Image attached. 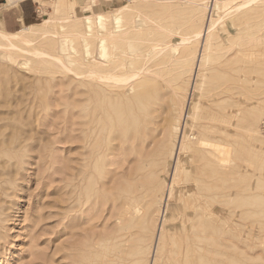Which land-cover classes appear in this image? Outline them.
<instances>
[{"label":"rangeland","instance_id":"374dc122","mask_svg":"<svg viewBox=\"0 0 264 264\" xmlns=\"http://www.w3.org/2000/svg\"><path fill=\"white\" fill-rule=\"evenodd\" d=\"M7 1L0 0V30L18 34L30 26H20L14 13L13 27L2 26V14L12 7ZM29 1L35 9L33 26L49 20V29L61 28L66 40L60 49L73 71L65 72L61 64L51 67L31 56L11 53L12 58H0V264H99L105 254V244L101 246L99 238L114 227V195L121 173L139 166L142 174L139 172L131 184L137 194L141 191V205L155 195L152 190L161 194L168 189L176 165L182 103L189 100L197 106L198 114L192 119L191 131L207 137L214 134L210 138L217 133L209 127L226 126L222 120H229L240 102L246 109L241 169L235 165L237 139L231 136L230 142H223L225 147L230 143L233 152L232 182H226L228 229L221 232L223 222L218 213L214 217L219 220L211 219L217 230L207 234L205 264H264V0L227 15L221 29H216L208 53L203 45L193 43L180 45L176 55L165 49L154 57L150 55L153 44H175L178 37L199 28L206 9L198 7V0H75L73 8L67 0V5L63 0ZM142 4H153L154 9L134 8ZM62 12L78 16L80 19L72 20L78 25L60 24ZM40 42L35 45L40 47ZM41 47L47 45L41 43ZM199 54H203L201 66L195 70L191 66ZM100 67L118 75H134L144 69L147 74L118 87L75 74ZM149 71L159 77H151ZM229 128L232 133L237 131L234 126ZM191 152V162L185 165L189 172L184 169L178 175L183 182L173 186L168 218L177 215V220L166 221L170 240L164 239L160 264H201L182 247L184 215L192 211L186 207V195L190 202L193 199L188 186L196 176L192 161H198V155ZM214 204L220 212V202ZM182 207L184 212L188 209L186 213ZM153 221L146 234L133 230L142 239L139 264L144 257L143 263L149 264L146 260L157 232ZM174 232L180 236L175 238ZM137 237L129 242V248L137 243Z\"/></svg>","mask_w":264,"mask_h":264},{"label":"bare ground","instance_id":"6f19581e","mask_svg":"<svg viewBox=\"0 0 264 264\" xmlns=\"http://www.w3.org/2000/svg\"><path fill=\"white\" fill-rule=\"evenodd\" d=\"M19 1L20 0H9V2L6 5H9V6H11L13 4L16 5ZM67 1L69 4V7L73 8L75 0H67ZM156 1H158V2L161 1L163 3L164 2L169 3L173 0H156ZM198 1H197L198 7L200 6V7H203L204 10L206 9V17L204 18L205 20L202 19L204 23L201 22L199 28L195 32H192L190 35L178 37L175 44H170V43H166V44L155 43V44H153L150 47V52H152V53H150V55L153 54L152 57L157 56L159 53L163 52L165 49H169V51L172 53V55H176L177 52L179 51L178 49H179L180 45L183 47H188V46L192 45L193 43H195V44L199 43V44H201V46L203 45V47H202L203 51L207 52L208 49L210 50L213 47V40L215 39V35L217 33L216 29L218 27H219V30L221 29L223 19L227 15L231 14L232 12H235V14H236V12L240 11L243 8L252 7V5H254V3H256L258 0H209V2H206V1L201 2V0H200L201 3ZM64 3H66V2L64 1ZM206 3H208V4H206ZM66 5H67V3H66ZM66 7H68V6H66ZM134 8L137 9L138 11H148L151 8L154 9V5L153 4L134 5ZM59 9H57V10H59ZM247 10H248V8H247ZM64 11H66V10H64ZM60 12H61V9H60ZM63 15L64 16L62 17V19L60 18V20H59L60 24H62L64 26V24L67 23V25H68L69 22L70 23L72 22V25L74 24L73 26L76 27L78 25V24L77 25L75 24L77 22L73 23V21H72V20H75V18L80 19L78 16L73 18V16H71L67 12L63 13ZM51 20L53 21V19H51ZM49 22H50L49 20H46L42 25L40 24V25L26 27L21 32L19 31L20 33L18 32V34L7 33V32L0 30V49H2L0 51V58H7L8 55H9L8 57L12 58V56H10L11 53H12V55L15 54L14 56H16V54H17L18 57H22V58H25L27 56H31V57H33V59H37L40 63L45 62V63H48L47 65L52 64L51 67H53V64L57 65V63H58V64H61V67L65 70V72L66 71H73L72 67L68 63H66V61L62 55L63 50L60 49L61 45L66 40L64 37V33L60 32L61 28L59 30L49 29L48 28ZM70 23H69V25H70ZM50 25H51V23H50ZM110 36L114 37V35H110ZM51 38H53L52 39L53 41L51 40ZM45 40H48V41L50 40L49 42H51V43L49 44V42L47 41V43H48L47 44L45 42ZM37 41H41L40 47L35 45L37 43ZM41 43H45V45H47V47H44V48L49 49V47L52 46L51 47L52 50L51 49L46 50V49L42 48ZM51 44H53V45H51ZM200 49H201V47H200ZM202 49H201V51H202ZM200 55L201 54H199V59L194 57V60H196V61H194L195 66L193 64L192 66H194V67L191 66V68H194L195 70L199 69V67L201 66V60H202L201 58H202L203 54L201 55V57H200ZM205 55H207V54L205 53L204 56ZM152 57L150 56L151 60H154V59L156 60V57L154 59H152ZM14 58H16V57H13V59ZM8 60H9V58H8ZM10 60L8 62H11ZM15 60H12V62L16 63ZM102 62L100 60V64H102ZM90 68L93 69L94 66H91ZM60 70H61V68H60ZM144 70L143 71L139 70L134 75H126L125 76V75H118L114 71H108V70L106 71V70H104V68L102 69L100 67V69H97V70H87V71L83 70L84 71L83 74L81 73L82 71L79 73L75 72V74L78 76L83 75V78L91 79V81L97 80L99 82L100 81H102V82L105 81L108 83L110 82L112 84V87L113 86L118 87V85L128 84V82L131 79L137 77L140 74L141 75L147 74V72H145ZM195 70H193V71H195ZM149 72H151V71H149ZM191 72H192V70H191ZM195 73H197V71ZM195 73H194V75H196ZM148 75H151V77H153V78L159 77L158 73H152L151 72V73H148ZM197 76H198L197 78H199V75H197ZM191 77H193V76H191ZM99 82H97V83H99ZM108 83H105V84L107 85ZM111 84H108V85H111ZM195 85L197 86L196 83H195ZM191 88L194 89L195 87L193 88V86H192ZM191 101L189 100L188 101L189 103L187 102V104L184 102L182 103V108H181V120L182 121H181V125H180V134H179V137L177 139L178 146L176 149V165H175V168H174V171L172 174V178H171V182L169 183L168 189H166L165 192L161 193V194H159V193L156 194V193H154V190H152L151 192L155 195L150 196L151 197L150 199L147 197L149 199L147 201V203L145 205H141V202L139 201L140 200V194L139 193L141 191L138 192V194H137V192H136L137 188L135 189V187H133V185L131 184V183H133V181H135L138 178V175L141 173L140 172L141 170L139 171V166L134 165L132 168L128 169V172L121 173V177L119 174V177L121 179L118 177L119 182L116 181L117 182V186H116L117 189H116V195H114V196H116V197H114V200L116 198V205L114 204L116 207H115V209L113 208L115 210V213L113 212V217L115 219V222H114V225H112V226H114V227L110 231L106 230V232L102 233V236L99 238L101 240V242H100L101 246L105 244L104 247L108 248L107 252H105L106 251L105 248L103 249L104 250L103 253H105V254L104 255H102L103 253L101 254L102 256H101V261L99 262V264H139L141 262V260L137 256L141 253V250H142V247H140V241L142 239L138 238L136 236L137 233H135L136 232L135 229H138V231H139L138 233H141V231H143V230L145 231V229L147 228V225L150 224L151 219H154L153 222H155L154 226L157 227V232L154 230L155 229L154 228L153 232L154 231L156 232L155 239L151 240V252H150V254H148V256L149 255L150 256L148 257V259L146 261L149 262V264H160L161 255L163 253V248L166 246V244L164 246V243H165L164 239L166 237V239L170 240L169 238H167L168 235H166V233H165V225L167 224L166 221H168L170 219L171 220L174 219V221L177 220V219H175L177 217V215L175 218H171V217H170V219L168 218V211L171 208L170 200L172 198H174L173 186L175 185V183H178V181H181L180 176H178V175H180V173L183 174L184 172H182V171H184V169L187 170L186 173L189 172L190 169H186L185 165L187 164L186 162H188V163L191 162V161L189 162V160H188L191 150L193 153L195 152L194 153L195 155H198L197 163L195 162L196 159H194V161H192V163L194 165L192 164V168H191V169L194 168L193 171H195L194 175H196V176L193 177L194 175L192 174L193 175L192 176L193 177V183L191 182L192 185L188 186V188H189L188 193L191 192L190 194L191 195L193 194V196H192L193 199L190 202L189 201L190 195L188 197L187 196L188 194L186 193L187 194L186 197L188 199H187V203L185 202L186 204L189 205V206L187 205L186 207L187 208L190 207L192 211H189L188 213H186V211L188 209L186 208V211L184 212L185 207H182L183 208L182 213H186V214L185 215L182 214V216L181 215L179 216L180 218H183L184 216H186V220H187V222L183 221L184 223L181 226V229H182L181 232H183V241L182 240L181 241L184 243V244H182V247L184 246L185 254L187 256L193 255L200 260L201 264H205V260L203 259L204 255H205L204 253H206L208 251V246H209L208 245L209 236H207V234L214 233L215 230H217L216 226L211 222L213 220V218H215V219L217 218V217H214V216H216L217 213L220 215V220L223 222V226H221V232L224 233L227 231L228 228L226 229L225 224L227 225L226 220L229 218L228 214L230 211L227 212L228 208H226V206L228 205V200H229V199H227V197L229 195L228 194V188H229V186H228L229 182L228 181L231 178V177H229V169H230L231 163H232L231 158H232L233 152L230 149V143H227V147H225L223 142L224 141L230 142L231 136H234L235 140L237 139L236 142L234 141L238 146V149H237L238 153L235 154V156L237 155L236 159L238 160V162L235 165H237L238 170L241 169L242 161L244 159L243 157H244V149H245V148H243L244 147L243 142L245 141V140L243 141V136H244L243 130L245 129L244 127H246L245 126L246 120H244V113H245L246 109H244V106L241 105V102H240L239 106L237 105L238 108H236V110L231 115L229 114L230 119L229 120H222L223 121L222 123H224L226 126H223V127L213 126V128L209 127V129L213 133H217V135L215 137L210 138L211 134L209 135V137H207L204 133L199 132V133L195 134L194 133L195 131L194 132L191 131V130H193V129H191V127L195 123L194 122L193 125L191 126V124H192L191 122H193L192 119H195V117H197L196 115H198L197 113H195V111H197V106L196 105L194 106L192 104L193 102L191 103ZM196 104H197V102H196ZM201 105H199V106H201ZM89 115H90V113H89ZM208 121H210V120H208ZM207 124L209 125V123H207ZM230 126L236 127L237 131L235 133H232L233 131L231 132V129L229 128ZM135 128L137 129V126ZM204 129L205 128H203V130ZM135 131L136 130H134V132ZM255 131L258 133L259 130H255ZM245 132L246 131H244V133ZM203 135H205V136H203ZM212 135H214V134H212ZM212 135H211V137H212ZM245 136H246V134H245ZM133 142H134V140H133ZM231 143H232V141H231ZM156 152H157V150H156ZM133 153H134V151H133ZM194 158H196V157H194ZM234 159H235V157H234ZM190 167H191V165H190ZM177 169H179V173H178ZM176 170H177V173H176ZM236 175L238 176V174H236ZM230 176H232V175H230ZM239 176H241V175H239ZM228 177H229V179H228ZM189 178H191V177H189ZM234 178H236V176ZM147 179H148V177H147ZM243 179H245V176H243ZM143 180H142V182H143ZM190 180H189V182H190ZM147 182H148V180H147ZM152 182H154V180ZM181 182H183V181H181ZM186 182H188V181H186ZM226 182H228V184H226ZM145 183H146V181H145ZM153 184L154 183H152L151 185H153ZM154 185L152 186L153 188L155 187ZM217 186H219L218 187L220 190L219 193L216 192ZM113 189H115V186ZM236 189H237V187H236ZM114 191L115 190H113V193H114ZM143 192L145 193V191H143ZM146 192H147V190H146ZM178 193H179V191H178ZM148 195H146V196H148ZM142 196L144 197L145 194H143ZM218 197H221V200L218 201V199H217ZM143 200H145V199H143ZM214 202H216L218 204L220 202V204L222 205V206L220 205L221 206V208L219 209L220 212H217V209H216ZM142 203H144V202H142ZM182 204L184 205V202ZM229 204H230V201H229ZM179 210H177V211H179ZM234 210H236V209H234ZM111 211H113V210H111ZM173 214H172V217H174ZM175 214H177V213H175ZM153 215L155 216V218ZM178 221H179V219H178ZM189 221L191 222L190 224L188 223ZM169 222H171V221H169ZM149 227H150V225H149ZM173 228H174V226H173ZM173 231H175V230L173 229L172 232ZM146 232L147 231H145L143 234H146ZM148 234L151 235L150 232H148ZM173 234L175 235V232ZM137 235L139 236V234H137ZM153 235H152V238H153ZM178 236H180V235H178ZM178 236L175 235V238ZM135 237H137V239H138V240H136L137 243L135 245L130 246V248H129V246H127V245H130L129 242L133 241V239ZM220 237H222V236H220ZM172 238H173V235H172ZM222 239H223V237H222ZM143 241H144V239H143ZM110 243H111V246H110ZM216 244L217 243H215V245ZM217 245H219V244H217ZM100 251H101V249H100ZM207 256H209V255H207ZM140 257H142V256L140 255ZM144 258H143V260L145 261ZM208 258H206V259H208ZM143 262H142V264H144Z\"/></svg>","mask_w":264,"mask_h":264},{"label":"crops","instance_id":"0c3cea01","mask_svg":"<svg viewBox=\"0 0 264 264\" xmlns=\"http://www.w3.org/2000/svg\"><path fill=\"white\" fill-rule=\"evenodd\" d=\"M116 1L117 0H111ZM8 2V1H7ZM7 2L5 4H7ZM35 12L34 7L32 6V2L29 0H20L18 4L12 5L11 8L7 9L5 13L2 14V20H3V27L8 29V27H13V24L11 22V14H15V21L20 23L24 26H33L34 23L32 15ZM36 12H39V10L36 9Z\"/></svg>","mask_w":264,"mask_h":264},{"label":"built area","instance_id":"2783aa9c","mask_svg":"<svg viewBox=\"0 0 264 264\" xmlns=\"http://www.w3.org/2000/svg\"><path fill=\"white\" fill-rule=\"evenodd\" d=\"M262 129L264 130V121H263V123H262Z\"/></svg>","mask_w":264,"mask_h":264}]
</instances>
